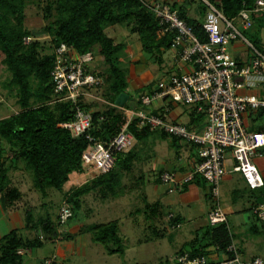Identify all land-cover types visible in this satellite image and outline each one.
<instances>
[{
    "label": "trees",
    "instance_id": "obj_1",
    "mask_svg": "<svg viewBox=\"0 0 264 264\" xmlns=\"http://www.w3.org/2000/svg\"><path fill=\"white\" fill-rule=\"evenodd\" d=\"M255 1L219 0L215 4L226 16L233 17L242 8L254 6ZM26 2L27 0H0V49L4 54L2 60L11 72L10 81L13 83L12 87L17 89L20 108L9 117L0 119V194L7 204L14 203L21 196L18 189L11 185L8 173L15 161L22 160L25 163L32 173L33 186L43 196L47 195L49 188H62L72 172L89 174L82 161V154L88 148L89 141L84 136L75 137L70 131L59 126V123L72 119L76 103L69 98H62L67 95V92L60 95L54 91L55 81L52 72L56 64L57 47L61 43H66L80 54L87 51L93 53L94 59L87 69L97 72L103 78V83L97 90L103 88L104 83L107 82V75L97 66L98 57L101 58L102 64L109 66L113 78L109 88L113 98H109L110 105L107 109L97 110L92 107L93 105L88 103L91 98L89 95H82L78 104L92 111L93 128L91 132L95 138L110 142L128 120L127 115L118 112L119 109H116L114 105L118 104L117 98L120 94H129L126 90V71L117 61V54L124 48V44L110 37L106 33V28L116 24L129 25V30L138 34L142 49L146 53L161 54L163 50L170 49L174 36L172 32L159 34L158 18L146 6V0H55L57 14L51 28L55 37L54 46L49 53L39 56L37 42H26L24 39V36L29 37L30 34V31L23 26ZM172 6L178 9L180 16L192 27L195 34L205 41L207 39L203 28L207 12L205 3L198 18L189 15L183 6L176 2H173ZM253 17L255 25L252 28L255 26L261 28L264 25L262 22L264 11L254 14ZM248 33L251 37L249 38L262 50L263 46L258 34L250 31ZM32 76L42 79L46 93L36 92L33 89ZM153 85L152 82L143 90H150ZM34 97L43 101L42 103L53 102V105L49 106L46 102L40 107H32L31 101ZM190 114V123L202 118V116H195L194 113ZM102 115L105 117L100 120ZM129 130L136 140L146 138L153 131L150 127L139 128L135 120L130 123ZM161 135L164 138H171L175 144L177 140H181L166 132H161ZM5 150L12 152V158L5 156ZM131 157L130 151L127 155H124V152L117 153L114 168L100 175L111 173L117 164L128 165ZM101 176L98 178L100 183L102 182ZM90 189L89 186H82L75 189L69 196V204L72 208L74 207L75 212L78 207H82L79 198L89 193ZM74 216L73 214L70 220ZM170 219L171 224L178 222L174 216ZM39 229L43 234L46 230L50 238L58 234L55 235V227L49 221L43 222ZM83 231L91 232L93 240L103 243L110 254L125 250L118 220L87 224ZM66 237H69V234ZM43 241L44 239L38 236V232L36 237L28 238L20 235L17 229H11L0 238V264H22L23 254L17 252L18 249L37 248L43 244ZM231 243L230 230L225 223L208 224L196 233L186 248L182 250H189L192 255H207V248L215 246L219 251L227 253L226 249ZM228 255L232 254L228 253Z\"/></svg>",
    "mask_w": 264,
    "mask_h": 264
},
{
    "label": "built area",
    "instance_id": "obj_2",
    "mask_svg": "<svg viewBox=\"0 0 264 264\" xmlns=\"http://www.w3.org/2000/svg\"><path fill=\"white\" fill-rule=\"evenodd\" d=\"M203 2L207 6L203 21L207 34L205 41L195 34L172 4L156 2L148 5L158 18L159 34H174L171 48L176 50V60L189 69L179 67L178 72L158 80L150 90L137 92L135 107L115 104L128 120L110 142L95 138L91 132L92 111L78 104L82 95H90L103 83V78L97 72L87 69L94 59L93 53L87 51L80 54L66 43H61L56 49L52 75L55 93L61 95L67 92L62 98L76 103L72 119L59 123V126L73 136H84L89 141L88 148L82 154L88 172L97 171L96 174H100L111 171L117 153L132 148L134 135L129 125L133 120L139 128L150 127L177 136L198 146L199 160L184 173L163 170L159 175L161 183L169 192H174L182 190L197 177L202 178L213 198L208 211L209 223H225L228 226L227 214L220 202L221 182L227 172H240L251 189L264 185L263 176L254 161L264 150V130L249 129L245 121L248 114L254 113L264 125V97L255 93H240L243 89L254 88L264 82V52L246 35L255 25L253 15L264 11V0H256L254 6L242 8L233 17L226 16L217 4L209 0ZM236 42L247 47L249 54L246 60L240 61L231 54L229 46ZM170 103L188 106L190 113L204 117L202 130L197 132L187 123L171 120L168 116ZM155 105L156 109L150 110ZM104 117L100 116V120ZM229 155L233 158L231 169L227 168L226 163ZM251 209L258 218L264 219L263 202L255 203ZM73 214L72 207L65 203L58 223L67 225ZM170 216L173 217L172 214ZM178 225V222L173 224ZM38 236L44 239L41 229ZM226 250L223 258L214 261L208 255H192L186 249L178 252L174 259L176 264H264L259 257L243 260L233 243Z\"/></svg>",
    "mask_w": 264,
    "mask_h": 264
},
{
    "label": "rangeland",
    "instance_id": "obj_3",
    "mask_svg": "<svg viewBox=\"0 0 264 264\" xmlns=\"http://www.w3.org/2000/svg\"><path fill=\"white\" fill-rule=\"evenodd\" d=\"M155 1L156 0L153 2ZM211 1L216 3L219 0ZM153 2L150 1L151 4ZM159 2H168L169 4L176 2L180 6L182 5L184 10H187V7L191 6L193 13L190 12V14H193V16L197 18L200 17L199 12L202 11L204 6L202 0H160ZM56 14L55 0H27L25 4L23 26L26 30L30 31V34L29 37H27L28 35L24 36V39L28 40V38H30L31 40L28 41L37 42L39 56L49 53L54 46L55 37L51 28L54 25ZM262 22H264V19ZM117 27L119 28L115 30L116 34L110 32L114 35L115 40L117 42H122L124 47L127 43L135 45V83L142 86L145 84V87L152 84L154 81L156 82L157 79L165 73L162 69L164 68L163 63H167L165 61L166 53L167 56H169L168 54H170V51L173 52L174 49L170 48L167 49V51L163 50L161 54H157L158 52L146 53L142 49L138 34L132 33L129 30V25L120 24ZM253 31L254 29H252V31L250 30V32L254 33ZM125 32L127 35H125ZM246 35L250 37L248 32H246ZM261 35L264 39V30ZM229 49L233 56L239 52L238 50H233L232 45L229 46ZM262 50L264 51V46ZM248 53L249 51L247 50L246 56ZM134 56L128 53L124 58L122 49L117 54L118 64L123 67V65L129 62L128 57L132 59ZM3 57L4 54L0 49V95L6 97L10 104L9 111L6 110L5 114L11 113L12 115L20 109L18 104V92L16 87H12L13 83L10 81L11 72L3 62ZM97 60L98 68L107 75V82L104 83L103 88L99 90L94 89V91L90 93L89 96L91 98L88 103L92 104V107L97 110H105L110 105L109 98H113L109 88L113 78L109 66L105 63L102 64L100 57H98ZM31 82L36 92L40 91V93H46V91H44L45 84L42 83V79L32 76ZM263 86H261V88H263ZM113 101L112 99V102ZM42 102L43 101H40L37 97H34L31 101V106L40 107L45 105L47 101L45 103ZM48 102L47 104H49V106L53 105V102ZM183 106L190 110L188 106ZM117 111L120 113L122 112L121 110ZM188 121L189 114L187 112L182 122L188 123ZM154 131H157L159 134L158 137L152 136L151 133L148 138L141 140L134 139L133 147L127 151H130L132 155L128 165L123 166L117 164L111 173L102 176L96 174L97 171H89V174L77 171L72 172L68 181L62 188H49L47 189L46 196H43L42 193L33 186L32 173L27 169L25 163L22 160L13 162L8 173L11 185L18 189L21 196L12 204H7L3 201L4 207L2 206V201H0V238L14 228L18 230L20 235L34 238L40 230L41 224L43 222L46 223V221L51 222L54 227L57 226L56 228L60 231L59 233L62 234L63 237H66L68 231H63L66 225L62 226L58 223V217L62 207L65 203L69 204V196L75 189L82 186H89L91 187L90 192L79 198L82 205V207H80L81 209L78 207L76 212L73 210L75 216L68 222V225H71V223L73 224V222L92 224L118 220L120 233L124 237L123 244L127 247V250L124 254H122L123 252L110 254L103 243L91 239V233L87 245L84 246L82 250L78 246L76 253H72V251L66 252V258L63 259L58 257L56 264H158L159 255L161 254V256H164L166 253H170L171 247H165L162 248V250L159 245H157L158 243L140 244L137 242L138 237L144 233L147 234V232H143L144 227L141 225L146 222L144 220L146 219L145 215L148 216V221L153 218L152 214L156 210L153 203L148 200V192H159L156 186L152 185L155 183V178H151L152 173L149 166L152 164H150L149 153L152 152V150H156L157 147L159 151L163 153V151L165 152V150L170 147L169 143H164V145H162L163 142L159 140L161 132L158 130ZM170 140V138L167 139V141ZM172 143L173 141L171 140V144ZM159 144H161L162 147H160ZM127 152H124V155H127ZM171 152L173 153V150H171ZM4 154L12 158L11 151L5 150ZM99 175L102 178L101 183L98 182ZM156 175L158 176V174ZM72 209H74V207ZM162 213L163 212H159L158 216L161 217ZM186 226L187 225H184V228H187ZM56 233L57 231H55V235ZM44 236L42 247L36 249V254L28 252V254L24 256L27 264H37L36 259H45L54 254L55 244L53 241L47 240L49 235L46 230L44 231ZM159 250H162L163 253L159 252ZM140 259L145 260V262L139 263Z\"/></svg>",
    "mask_w": 264,
    "mask_h": 264
},
{
    "label": "crops",
    "instance_id": "obj_4",
    "mask_svg": "<svg viewBox=\"0 0 264 264\" xmlns=\"http://www.w3.org/2000/svg\"><path fill=\"white\" fill-rule=\"evenodd\" d=\"M146 1H148L146 2V6L148 7V5L151 4L150 1L153 2L154 0ZM159 1L160 0H156L155 2ZM155 2H153L152 4H154ZM187 10L185 9V11H187L189 15H191L190 12L193 13V11L191 10V6H188ZM191 16H193V14ZM118 25L120 24L111 25L106 28V33L114 39V35H112L110 32L116 34L115 30H118ZM252 29H254L253 32L258 34L259 38L261 39V43L264 46V39L261 35L262 31L264 30V25L261 28L255 26L250 30L252 31ZM125 35H127L126 32ZM232 47L233 50L239 51H237L238 53L234 54L235 58L239 59L240 61L246 60L248 58V55L246 56L247 47L244 44H242L241 42H236L232 45ZM128 53H131V55L133 56L135 55V45L127 43V45L123 48L124 58ZM168 55L169 56H167L166 53L165 61L167 63H163L164 68L162 70H164L165 73L164 75L162 74L163 76H160L157 81L178 72L179 67L189 69V67L177 62L175 49L173 52L170 51V54ZM128 59L129 62L122 67L126 70V90L129 94L123 105L135 107V105L137 104L135 95L137 94V92L144 91L143 89L145 88V84L142 86L135 83V56L132 59L128 57ZM156 82L154 81L153 84H155ZM263 85L264 82L260 83L254 88H248L247 90L243 89L240 91V93H255L259 96L264 97ZM261 86H263V88H261ZM9 107L10 104L7 98L0 95V119L9 117L11 115V113L5 114L6 110L9 111ZM153 109H156V105L150 107V110ZM187 112L189 114V121L187 124L193 130L200 132L204 126L205 118L202 117L199 120H194V123H190V110L185 108L182 104L170 103V112L168 116L171 120L182 122V119L185 118V114ZM255 116L256 114L254 113L248 114L246 116L245 121L247 127L249 129L261 128L262 130H264L262 119L258 117V115L256 116V118ZM151 133L152 136H159L157 131L153 130ZM148 137L149 136H147L146 138ZM163 138L164 137H162L161 135L159 139L163 142L162 145H164V143H169L170 145V147L165 150V152L162 150L164 154L159 151V148L156 145L155 146L157 148H155L157 152L156 150H152V152L149 153V160L151 162L150 164H152L149 166L152 173L151 178H155V183H153L152 185L156 186V189H158L159 192H148V190L147 192L149 194L148 200L153 203V205H155L154 207L156 208V210L152 214L153 218L149 219L148 221V216L145 215L146 219L144 220L146 222L144 221L145 223L141 225L144 227L143 232H147V234L144 233L143 235L138 237L137 242L140 244L158 243L157 245H159L161 249L165 247L168 248L170 246V253L165 252L166 254L164 256H161L160 254L157 263L176 264V261L174 259L175 255L183 248H186L187 244L195 237L196 233L210 224L208 220V211L213 204V198L210 196V188L208 184L204 182V180L200 177H197L193 182L186 185L182 190L174 192H169L166 186L161 183L159 175L163 170H176L179 173H184L189 171L199 160L197 145L186 142L184 140H177V144H175L174 142L171 144V138L170 141H167V139L169 138ZM159 145L160 147H162L161 144ZM171 150H173V153L171 152ZM255 162H257V167L259 168L264 179V150L261 156L255 158ZM226 163L227 168L231 169L233 164V158L231 155L228 156ZM156 174H158V176ZM0 201H2V206L4 207L1 194ZM220 202L227 214L228 227L232 237V243L238 249V252L241 255L242 259L250 261L256 257H259L264 262V219L258 218L255 214H253L251 209L255 203H264V185L263 187L257 189H251L247 185L245 178L240 172L228 171L221 182ZM159 212H163L161 214V217L158 216ZM171 214L177 218L178 223L180 224L179 226H172V221L170 219ZM67 225L66 228L63 229V231H68L67 235L69 234V237H63V235L59 233L60 231L56 228V226L55 231H57L58 234L53 238L48 237L47 239L53 241L55 244L54 254L51 257H46L45 259H36L37 264H56L58 257L63 259L66 258V252L72 251V253H76L78 246L82 250V248L87 245L89 235L91 234V232L89 231H83V228L87 226V224L81 222H73V224L71 223V225ZM184 225H187V228H184ZM91 239L93 240L92 234ZM37 248H20V250L18 249L17 252L23 254L22 264H27V262H25L24 256L28 254V252L36 254ZM126 250L127 247L125 246V250L122 254H124ZM162 250H159V252L163 253ZM207 251V255L213 261L224 257V253L219 251L215 246H209L207 248ZM49 260H51V263H48ZM144 262L145 260L143 259H140L139 261V263Z\"/></svg>",
    "mask_w": 264,
    "mask_h": 264
},
{
    "label": "water",
    "instance_id": "obj_5",
    "mask_svg": "<svg viewBox=\"0 0 264 264\" xmlns=\"http://www.w3.org/2000/svg\"><path fill=\"white\" fill-rule=\"evenodd\" d=\"M127 98H128V95L125 94V93H122L117 98V103L123 105L125 103V101H126Z\"/></svg>",
    "mask_w": 264,
    "mask_h": 264
}]
</instances>
